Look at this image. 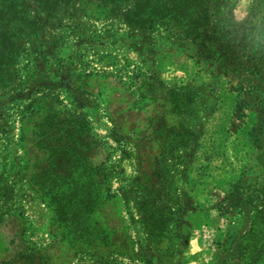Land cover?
Listing matches in <instances>:
<instances>
[{
  "label": "rangeland",
  "instance_id": "374dc122",
  "mask_svg": "<svg viewBox=\"0 0 264 264\" xmlns=\"http://www.w3.org/2000/svg\"><path fill=\"white\" fill-rule=\"evenodd\" d=\"M251 7L227 9L243 23ZM66 25L3 65L0 264H264L258 220L216 209L231 185L264 187L226 78L163 34Z\"/></svg>",
  "mask_w": 264,
  "mask_h": 264
},
{
  "label": "trees",
  "instance_id": "16d2710c",
  "mask_svg": "<svg viewBox=\"0 0 264 264\" xmlns=\"http://www.w3.org/2000/svg\"><path fill=\"white\" fill-rule=\"evenodd\" d=\"M230 0H0V79L12 53L23 49L22 38L66 27L79 16L115 19L143 44L153 34L180 40L192 56L212 63L237 97L233 117L254 116L248 134L264 158V0H252L249 19L229 16ZM92 7L91 9H89ZM24 36V37H23ZM145 39V40H144ZM144 40V41H143ZM5 79V78H4ZM1 82H3L1 80ZM56 171L70 165L67 154ZM220 215L252 214L264 229V187L230 186L217 204Z\"/></svg>",
  "mask_w": 264,
  "mask_h": 264
}]
</instances>
